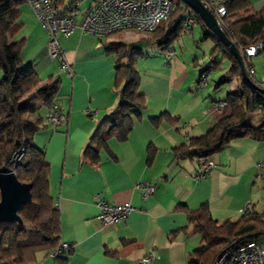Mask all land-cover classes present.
<instances>
[{"label": "crops", "instance_id": "crops-1", "mask_svg": "<svg viewBox=\"0 0 264 264\" xmlns=\"http://www.w3.org/2000/svg\"><path fill=\"white\" fill-rule=\"evenodd\" d=\"M67 1L62 0L60 8L66 7ZM77 1L72 12L76 22L91 2L80 9ZM250 3L254 12L264 8V0H250ZM20 8L22 26L31 21L38 34L34 41L42 40L43 50L28 61L40 78L59 79L56 102L66 116L65 122L60 124L46 122L49 108L40 102L32 113V120L40 118L33 143L49 163L48 192L60 213L59 241L69 244V249L58 260L47 257L45 250L36 252L35 264H141L139 260L151 249L155 256L144 264H188L193 251L200 247L201 236L192 232V225L179 206L195 210L206 204L210 216L220 223L238 220L242 215L240 209L247 203L250 211L264 214V203L256 211L251 198L252 185L259 180L255 178L258 165L264 164V140L241 136L240 127H234L225 148L208 157L213 166L204 178H198L197 158L174 159L175 148L186 144L188 138H200L230 113L227 95L240 85L236 78H225L228 69L213 91L200 89L202 71L198 75L194 68L188 72V60L176 56L174 40L169 44L174 54L167 59L165 53L169 46L161 45L151 33L145 40L156 41L157 50L150 47L145 53L137 44L141 39L130 36L134 30L96 37L76 28L70 36L58 37L60 48L72 65V76H68L60 70L57 72L56 59L47 58V34L34 11L28 5ZM195 23L199 24L200 40L213 42L208 67L217 68L212 63L221 60L212 58L216 52L214 36L203 22ZM124 32L130 33L124 36ZM205 32L212 37H205ZM193 34L194 30L192 38ZM20 39H24L23 48H29L32 30L27 29ZM119 43L132 44L142 53L135 67L140 81L138 92L145 96L146 106L126 140L107 139L106 148L99 151L97 159L88 160L82 154L84 147L99 122L118 102L113 78L114 48ZM194 59L196 64L198 53L194 54ZM149 64L162 68L164 73L144 66ZM47 77L41 79L42 83ZM223 81H228L230 87L220 90L219 84ZM203 86L208 87V81ZM219 101L224 106L215 113L213 106ZM163 113L170 119L164 118L157 124L152 122ZM260 124L263 122L248 125ZM149 146L154 149L150 164L147 163ZM143 183L153 187L146 198L142 196ZM96 199L109 204L128 201L134 209L114 224L102 223L97 218Z\"/></svg>", "mask_w": 264, "mask_h": 264}, {"label": "trees", "instance_id": "trees-1", "mask_svg": "<svg viewBox=\"0 0 264 264\" xmlns=\"http://www.w3.org/2000/svg\"><path fill=\"white\" fill-rule=\"evenodd\" d=\"M75 2L68 0L67 4L74 5ZM24 3V0H0V170L12 168L9 160L24 138V153L12 170L18 181L32 184L31 199L18 209L21 223L0 222V264H35L36 252L45 250L48 253L60 242V213L54 208L48 192L49 163L33 143L40 118L32 120L28 117L35 111L36 103L40 102L50 108L56 102L59 79L49 76L42 83L33 64L20 60L24 39H9L22 27L20 7ZM61 4L62 0H58L59 7ZM224 4L226 13L222 21L227 38L240 53L241 49L261 43L262 47L254 55L262 54L264 57V8L254 12L250 0H227ZM66 11V7H63L59 13L64 14ZM187 14L192 15L195 22L202 23L199 16L179 0L174 4L169 17L151 33L153 38L161 45L169 46L182 34V20ZM204 36L212 37L209 32H205ZM212 38L215 50L220 51L222 58L229 61L225 78H236L240 86L227 95L226 103L230 113L221 117L200 138H188L186 144L175 148L174 159L208 158L225 148L229 142V132L234 127H240L241 136L264 140V123L258 126L245 123L251 107L253 110H264V86L258 85L255 77H250L247 72L248 78H244L239 63L228 47L215 37ZM114 49L116 60L113 89L118 102L99 122L84 147L82 154L88 160L97 159L99 151L106 148L107 139L126 140L135 123L141 119V111L146 106L145 96L138 92L140 81L135 67L136 59L142 56L141 51L132 44L122 43ZM241 56L245 71L253 67L250 60H245L244 54L241 53ZM218 64L212 63L216 66ZM164 118L170 119L168 114L163 113L153 118L152 122L157 124ZM153 151L149 146L148 164L153 160ZM178 209L185 211L192 232L201 236L200 247L193 251L188 264H214L221 252L232 243L261 241L264 235L263 213L248 210L236 221L220 223L210 216L206 204L195 210H188L184 205ZM224 264L231 262L226 261Z\"/></svg>", "mask_w": 264, "mask_h": 264}, {"label": "built area", "instance_id": "built-area-1", "mask_svg": "<svg viewBox=\"0 0 264 264\" xmlns=\"http://www.w3.org/2000/svg\"><path fill=\"white\" fill-rule=\"evenodd\" d=\"M203 6L208 9L216 18L219 27L223 30L222 18L226 13L224 2L227 0H200ZM24 2L34 11L42 29L48 37L47 57L56 59L59 63L58 69L68 76H72V65L65 57L60 48L58 37L70 36L78 28L84 33L96 37H104L116 31L134 30L139 33H152L158 25L166 20L174 8L173 0H91L87 9L76 22L72 16L73 4L66 5V12L60 14L62 8L58 5V0H24ZM195 23L192 15H185L182 20V34L191 37V28ZM262 47L261 43L241 49L245 55V60L249 61L257 50ZM174 54L173 49L166 47V58L169 59ZM210 67H207L209 69ZM203 70L199 77L201 85H206L208 74ZM247 72L254 76L253 67H248ZM260 83V81H258ZM264 86V81L261 82ZM224 106L222 101L216 102L213 112L219 113ZM66 116L62 113L60 104L55 102L45 115V121L50 124H60L65 122ZM26 147L23 138L20 147L15 151L9 160L12 170L16 162L22 157ZM199 174L198 178L207 176L213 163L208 158H198ZM13 171V170H12ZM256 179H264V164L258 165ZM142 196L146 198L153 192V187L148 183H143ZM96 206L99 209L97 218L102 223L114 224L118 220L126 217L134 207L128 202L121 204H109L103 199H96ZM250 204L240 209L241 214L249 210ZM264 208V206H263ZM69 249L67 242H59L57 247L47 253L50 259L58 258L63 251ZM155 256L154 251L149 250L140 260L141 264L149 263ZM230 261L231 264H264V242L246 241L232 243L224 249L214 264H224Z\"/></svg>", "mask_w": 264, "mask_h": 264}, {"label": "rangeland", "instance_id": "rangeland-1", "mask_svg": "<svg viewBox=\"0 0 264 264\" xmlns=\"http://www.w3.org/2000/svg\"><path fill=\"white\" fill-rule=\"evenodd\" d=\"M91 0H78V6L80 9H82L87 3H89ZM179 0H173V3L175 4L176 2H178ZM27 4H23V7H26ZM190 9V8H189ZM36 16V15H35ZM35 18V17H34ZM20 20L23 22L22 17H20ZM36 20V18H35ZM38 20V19H37ZM199 24L194 23L193 24V30H194V34H193V38L190 36H185V35H180L178 36L176 39H174V41L172 42V46L175 47L176 49V56H180L183 57V59L188 60V62L186 63L187 66L189 67L188 72H191L194 68V70H196V74L198 75L200 71H203L205 69H207V67L209 66L208 64L211 62V57H210V52H211V48L213 47V42L212 40H207V41H201L200 40V31H199ZM27 29H31L32 30V43L30 44L29 48H23L21 47L20 49V60L22 62L25 63H30L31 60L30 58H35L37 57V54L40 50H43L41 48L42 46V40H40L39 38L36 39L34 41V39L38 36L37 34V29H35L33 23L31 21H26V23L23 24L22 28L16 33L14 34L12 37V39L14 40H18L20 38H22L24 36V34L27 32ZM191 28V32L193 31ZM131 32V31H130ZM127 32V33H130ZM127 33L124 32V36H127ZM130 36L132 38H140L141 42H138V46L144 50V52H148V49L150 47H156L157 50V43L156 41H150L147 42L145 40V38L149 37L150 34L149 33H139L136 31H132L130 33ZM34 41V42H33ZM47 43H48V37H47ZM47 43H46V48H47ZM172 46H169V48L173 49ZM22 51V54H21ZM258 51V50H257ZM198 53V61L197 63H193L194 62V54ZM48 58V57H47ZM146 58V56H145ZM144 58V59H145ZM213 59L216 60H221V62L218 64L217 68H209L207 69L205 72L208 74L207 76V81L209 83V86H203L200 85V89H211L212 91L215 89L217 82L219 81L220 77L223 76L225 74V71L228 69L229 67V62L227 59H222V54L220 51H216L213 53L212 56ZM49 59V58H48ZM250 61L253 65V68L255 70V76H250L252 78L255 77L256 81H260L257 82L258 85H261V82L264 80V57L262 54H256L251 56ZM166 63V62H164ZM146 68L148 69H154V70H159V73H164V70L162 68H159L156 65H144ZM58 67V65H57ZM56 68L57 72L59 71V69ZM183 68H185V66H183ZM222 68H226L225 70H222ZM56 71H54V76L57 74ZM247 72V70H246ZM248 73V72H247ZM246 73V75H248ZM2 76L1 70H0V78ZM47 76H43L41 77V79L45 80ZM42 80V81H43ZM253 80V79H252ZM220 90L227 88L228 86L230 87V83L228 81L226 82H221L220 84ZM217 90V88H216ZM218 90V91H220ZM30 119L32 118V114H30L28 116ZM257 121L263 122L264 123V110L263 109H258L253 111V108L251 107L248 111V115L247 118L245 120L246 124H256ZM252 202L255 204V208L256 211H259L261 208V205L264 203V179H259V180H255V182L252 185ZM261 241L264 242V235L261 236Z\"/></svg>", "mask_w": 264, "mask_h": 264}, {"label": "water", "instance_id": "water-1", "mask_svg": "<svg viewBox=\"0 0 264 264\" xmlns=\"http://www.w3.org/2000/svg\"><path fill=\"white\" fill-rule=\"evenodd\" d=\"M188 8L196 13L209 32L220 40L233 54L240 65L244 78H248L243 65L240 51L230 41L223 30L219 27L215 16L206 9L200 0H181ZM31 183H22L17 180L15 173L10 169L0 170V222L17 221L21 223L18 209L31 199Z\"/></svg>", "mask_w": 264, "mask_h": 264}]
</instances>
